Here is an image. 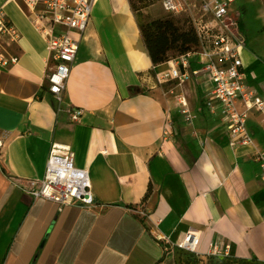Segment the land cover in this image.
I'll use <instances>...</instances> for the list:
<instances>
[{
	"label": "crops",
	"instance_id": "obj_1",
	"mask_svg": "<svg viewBox=\"0 0 264 264\" xmlns=\"http://www.w3.org/2000/svg\"><path fill=\"white\" fill-rule=\"evenodd\" d=\"M0 10L19 34L0 39V264H161L171 252L156 236L176 243L189 230L201 234L199 255L229 244L232 256L264 264L260 162L252 148L230 147L206 103V75L155 83L130 0L95 5L60 113L47 90L54 62L45 36L21 1L0 0ZM263 52L247 43L243 60L264 99ZM182 98L197 116L192 125ZM68 106L83 109L78 121ZM262 117L253 113L248 127L264 150ZM52 142L70 145L75 165L89 170L96 206L59 211L10 181L43 178Z\"/></svg>",
	"mask_w": 264,
	"mask_h": 264
},
{
	"label": "built area",
	"instance_id": "obj_2",
	"mask_svg": "<svg viewBox=\"0 0 264 264\" xmlns=\"http://www.w3.org/2000/svg\"><path fill=\"white\" fill-rule=\"evenodd\" d=\"M32 18L36 28L45 36L51 52L53 66L45 79L47 90L58 102V113L64 111V95L67 80L79 52L92 12L99 0H19ZM164 9L174 15L185 16L197 36V44L186 53L167 62L168 68L154 70L160 83L176 81L179 84L193 76L206 75V103L213 113L221 116L232 149L250 147L253 158L260 162L264 179V150L256 144L248 127L253 113H261L264 123V99L251 86L246 77L243 53L247 38L242 30L236 3L238 0H161ZM15 41L19 34L7 15L0 10V39ZM15 62L16 58H12ZM165 62V63H167ZM194 64H197L195 67ZM159 65V64H158ZM181 112L186 123L192 125L197 117L185 98L181 100ZM72 121H78L83 109L68 106ZM170 116L167 133H171ZM7 140L0 137V167L4 166ZM76 152L70 145L52 142L45 176L28 179L25 184L16 177L10 181L20 186L35 199L43 198L57 204L59 211L67 206H96L90 173L87 168L75 165ZM131 210H134L131 208ZM144 214L143 211L140 212ZM158 241L166 253L177 249L199 256L201 234L189 230L176 243L158 235ZM229 244H215L208 256H230Z\"/></svg>",
	"mask_w": 264,
	"mask_h": 264
},
{
	"label": "rangeland",
	"instance_id": "obj_3",
	"mask_svg": "<svg viewBox=\"0 0 264 264\" xmlns=\"http://www.w3.org/2000/svg\"><path fill=\"white\" fill-rule=\"evenodd\" d=\"M135 15L142 24H148L154 20L174 18L177 16L166 11L161 0H132ZM239 21L244 31L247 43L256 50L264 51V0H238L236 3ZM182 18H185L182 16ZM189 26L187 22L186 28ZM264 53V52H263ZM178 55L171 52L169 59ZM155 83L160 84L158 80ZM191 254L185 250L177 249L165 256L161 264H260L254 260H243L232 255L226 257Z\"/></svg>",
	"mask_w": 264,
	"mask_h": 264
},
{
	"label": "trees",
	"instance_id": "obj_4",
	"mask_svg": "<svg viewBox=\"0 0 264 264\" xmlns=\"http://www.w3.org/2000/svg\"><path fill=\"white\" fill-rule=\"evenodd\" d=\"M130 2L134 11L132 0ZM172 17L175 18L176 16ZM177 17V20L174 18H166L154 20L148 24H142L136 16L145 46L155 65L170 60L169 56L171 52H176L178 53L177 56H179L191 50L197 44V36L191 24L189 23V26L186 28L189 19L185 16V18H182V16ZM196 257L198 258L199 256ZM223 258L227 259L226 257Z\"/></svg>",
	"mask_w": 264,
	"mask_h": 264
}]
</instances>
